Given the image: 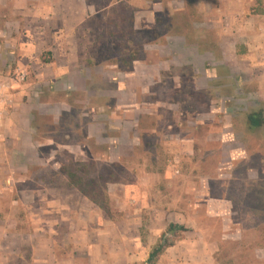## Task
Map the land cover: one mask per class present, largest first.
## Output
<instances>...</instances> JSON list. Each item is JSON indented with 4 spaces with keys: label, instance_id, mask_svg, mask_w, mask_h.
Wrapping results in <instances>:
<instances>
[{
    "label": "rangeland",
    "instance_id": "374dc122",
    "mask_svg": "<svg viewBox=\"0 0 264 264\" xmlns=\"http://www.w3.org/2000/svg\"><path fill=\"white\" fill-rule=\"evenodd\" d=\"M91 1L68 48L60 27L34 62L0 46L3 119L32 121L17 214L20 191L54 198L25 264H143L170 223L188 230L154 264H264V0Z\"/></svg>",
    "mask_w": 264,
    "mask_h": 264
},
{
    "label": "crops",
    "instance_id": "0c3cea01",
    "mask_svg": "<svg viewBox=\"0 0 264 264\" xmlns=\"http://www.w3.org/2000/svg\"><path fill=\"white\" fill-rule=\"evenodd\" d=\"M95 6V3L91 0H0V46L2 44L11 45L12 42L8 37L10 38L15 34L18 38L14 45L21 48L19 49V51L21 50V56L13 58L12 52L10 53V55L12 54L10 56L11 60L18 61L19 65L30 61L34 62L32 57H28V53L32 47L43 43L41 41L43 31L49 27H60V31L62 30L60 36L53 37L49 33H45V40L47 43H50V40H56L55 44L68 48L69 44H74V41H69V34L72 31L80 30L84 15L97 12ZM31 30L36 31L40 41L33 40L30 35ZM65 31L68 33L66 35L67 39L64 37ZM16 52H18V49L14 53ZM1 56L0 53V59ZM63 70L65 71V69ZM19 89L20 87L14 89L16 97L21 92ZM18 106L21 108L23 105L16 104L11 108L12 110L6 108L5 118L0 124V264H14L15 260H22L20 264H25V258L23 257L25 246H31L36 252L38 242L31 239L34 236L32 230L36 229L35 226L38 222V219L34 216V210H39L40 215L39 230L42 238L39 243L41 246L47 245L50 240L48 236V215L50 213V202L54 198H49L48 192L51 189L49 186L40 183V195L32 194V197L31 195L24 196V191H20L23 194L20 199H23L26 208L24 209V215L21 212L19 215L17 214L21 201L14 196L19 185L16 178H18V174L28 172L27 165L19 166L18 164V159L23 158V153L19 149L22 141L19 139L20 137L18 138L17 129L23 134V138L29 135L32 139V121L28 119L24 124H18ZM20 125H22V128L19 127ZM12 134L16 138L11 139ZM43 191L46 193H43ZM54 212L59 211L55 210ZM28 215L34 216L33 219L32 217L28 219L33 227L31 229L30 225L26 230L24 218ZM121 229L122 232L127 233L125 228L121 227ZM176 248L179 249L177 246Z\"/></svg>",
    "mask_w": 264,
    "mask_h": 264
},
{
    "label": "trees",
    "instance_id": "16d2710c",
    "mask_svg": "<svg viewBox=\"0 0 264 264\" xmlns=\"http://www.w3.org/2000/svg\"><path fill=\"white\" fill-rule=\"evenodd\" d=\"M247 120L251 128H259L263 123V114L261 111L251 112L248 114ZM187 230L188 229L184 225L170 223L167 229L160 235L157 243L153 246L147 261L143 264H154L167 248L174 245V240L181 238Z\"/></svg>",
    "mask_w": 264,
    "mask_h": 264
},
{
    "label": "built area",
    "instance_id": "2783aa9c",
    "mask_svg": "<svg viewBox=\"0 0 264 264\" xmlns=\"http://www.w3.org/2000/svg\"><path fill=\"white\" fill-rule=\"evenodd\" d=\"M27 75V73L24 71L21 73V78H24ZM9 85H7V83L4 82H0V122L3 119V113H4V108L6 105V101L8 99V95H9Z\"/></svg>",
    "mask_w": 264,
    "mask_h": 264
}]
</instances>
